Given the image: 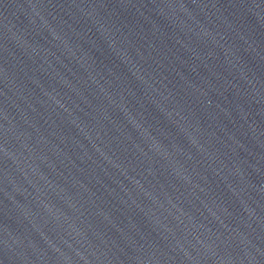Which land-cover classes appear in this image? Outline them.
I'll return each instance as SVG.
<instances>
[{"label":"water","instance_id":"1","mask_svg":"<svg viewBox=\"0 0 264 264\" xmlns=\"http://www.w3.org/2000/svg\"><path fill=\"white\" fill-rule=\"evenodd\" d=\"M0 264H264V0H0Z\"/></svg>","mask_w":264,"mask_h":264}]
</instances>
